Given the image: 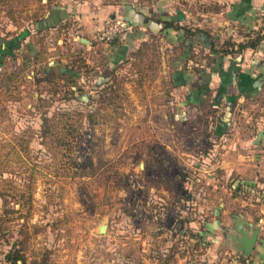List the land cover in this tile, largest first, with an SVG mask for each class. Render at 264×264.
I'll return each mask as SVG.
<instances>
[{
    "label": "rangeland",
    "instance_id": "1",
    "mask_svg": "<svg viewBox=\"0 0 264 264\" xmlns=\"http://www.w3.org/2000/svg\"><path fill=\"white\" fill-rule=\"evenodd\" d=\"M82 1L0 0V39L19 45L0 43V264H226L206 237L250 189L217 143L255 115L230 112L218 136L220 110L172 94L153 38L102 78L96 48L33 30Z\"/></svg>",
    "mask_w": 264,
    "mask_h": 264
},
{
    "label": "crops",
    "instance_id": "2",
    "mask_svg": "<svg viewBox=\"0 0 264 264\" xmlns=\"http://www.w3.org/2000/svg\"><path fill=\"white\" fill-rule=\"evenodd\" d=\"M114 14H120L127 32L111 47H95L94 36ZM32 27L36 33L68 31L62 35H71L82 55L83 50L88 53L96 48L94 69L100 70L102 78H110L116 66L127 60L132 43L153 38L158 42L159 60L168 69L172 94L182 96L183 104L197 107L207 102L220 110L218 136L231 129L230 112L249 110L255 115L248 125L232 128V139V133L227 134L217 143L223 147L219 167L231 168L236 180L247 183L250 191L235 192L234 188L232 197L244 200L243 206L239 210L221 207L216 231L222 226L223 234H208L206 239L221 246L214 252L218 259L227 261L237 251L250 264H264V0H84L52 7ZM257 37L261 38L255 41ZM4 41L0 39L6 54L19 47L17 41ZM226 44L229 50L223 53L220 50ZM239 45L244 47L239 49ZM59 72L66 75L67 71ZM252 235L256 240L246 253L243 245Z\"/></svg>",
    "mask_w": 264,
    "mask_h": 264
},
{
    "label": "built area",
    "instance_id": "3",
    "mask_svg": "<svg viewBox=\"0 0 264 264\" xmlns=\"http://www.w3.org/2000/svg\"><path fill=\"white\" fill-rule=\"evenodd\" d=\"M127 25L122 20V18L117 17L116 15H112L104 20L102 24V28L98 31L95 36V40L108 45L114 42L116 39H119L126 33ZM226 264H250L249 261L245 260L244 263H240L237 261V257L233 256L230 260L227 261Z\"/></svg>",
    "mask_w": 264,
    "mask_h": 264
},
{
    "label": "trees",
    "instance_id": "4",
    "mask_svg": "<svg viewBox=\"0 0 264 264\" xmlns=\"http://www.w3.org/2000/svg\"><path fill=\"white\" fill-rule=\"evenodd\" d=\"M123 20V19H122ZM124 21V20H123ZM125 22V21H124ZM260 38L261 37H257V39L255 40V41H257V40H260ZM116 42H118V39H116L114 42H112V43H110V44H108V46H113ZM255 42H253V44H254ZM229 46L226 44V46H224L223 48H222V50H220V51H222L223 53L224 52H228V50H229V48H228ZM244 47V45H239V49H241V48H243ZM227 50H226V49ZM232 50V49H231ZM245 192L246 191H250V190H248L247 188H245V190H244ZM233 256H235V257H237V261L238 262H240V263H244L245 262V260H247V258H245V255H243V254H241V253H237V254H235V255H233ZM232 256V257H233ZM228 260H230V258L228 259ZM227 260V261H228ZM248 261V260H247Z\"/></svg>",
    "mask_w": 264,
    "mask_h": 264
},
{
    "label": "water",
    "instance_id": "5",
    "mask_svg": "<svg viewBox=\"0 0 264 264\" xmlns=\"http://www.w3.org/2000/svg\"><path fill=\"white\" fill-rule=\"evenodd\" d=\"M101 232H104V229L101 228ZM256 237L255 235H252L250 237H248L243 245V251L246 253L251 252V250L253 249L254 243H255Z\"/></svg>",
    "mask_w": 264,
    "mask_h": 264
}]
</instances>
